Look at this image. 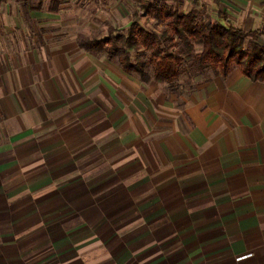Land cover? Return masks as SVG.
Segmentation results:
<instances>
[{"label":"crops","instance_id":"0c3cea01","mask_svg":"<svg viewBox=\"0 0 264 264\" xmlns=\"http://www.w3.org/2000/svg\"><path fill=\"white\" fill-rule=\"evenodd\" d=\"M206 2L264 46V0ZM54 3L0 0V264H264V83L143 84Z\"/></svg>","mask_w":264,"mask_h":264},{"label":"trees","instance_id":"16d2710c","mask_svg":"<svg viewBox=\"0 0 264 264\" xmlns=\"http://www.w3.org/2000/svg\"><path fill=\"white\" fill-rule=\"evenodd\" d=\"M167 2L139 0L145 16L163 24L160 32L132 23L126 34L108 28L105 39H81L79 48L115 60L123 72L135 75L143 84H172L183 75L206 79V69L214 77L225 78L233 68L251 82L264 83V46L256 41L258 33L235 28L223 14L218 21L206 23L195 13H181ZM53 7L55 11L57 4ZM136 17L135 13L133 20ZM145 53L150 57L151 73L140 60Z\"/></svg>","mask_w":264,"mask_h":264},{"label":"rangeland","instance_id":"374dc122","mask_svg":"<svg viewBox=\"0 0 264 264\" xmlns=\"http://www.w3.org/2000/svg\"><path fill=\"white\" fill-rule=\"evenodd\" d=\"M61 9V16L57 19V39L75 38L77 44L81 39L101 40L108 36V28L126 34L132 23H137L149 31L160 32L163 24H158L149 16H145L139 0H55ZM151 2V0H146ZM207 0H168V5L182 12H193L206 22H216V14ZM137 17L133 20L132 16ZM135 21V22H134ZM262 44L261 42H257ZM250 44L248 43L246 47ZM105 58V56H103ZM146 63L145 71L151 73L150 57L148 53L140 56ZM204 77L212 76L206 69ZM133 75V74H132ZM199 75V73H196ZM135 77V75H133ZM198 76V77H199ZM202 79V75L200 76Z\"/></svg>","mask_w":264,"mask_h":264},{"label":"built area","instance_id":"2783aa9c","mask_svg":"<svg viewBox=\"0 0 264 264\" xmlns=\"http://www.w3.org/2000/svg\"><path fill=\"white\" fill-rule=\"evenodd\" d=\"M242 259V258H241Z\"/></svg>","mask_w":264,"mask_h":264}]
</instances>
